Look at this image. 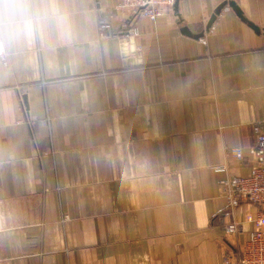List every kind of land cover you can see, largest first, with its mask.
I'll return each mask as SVG.
<instances>
[{"label": "crops", "instance_id": "obj_1", "mask_svg": "<svg viewBox=\"0 0 264 264\" xmlns=\"http://www.w3.org/2000/svg\"><path fill=\"white\" fill-rule=\"evenodd\" d=\"M120 2L0 0V264H226L253 228L216 167L252 166L264 0H178L137 51Z\"/></svg>", "mask_w": 264, "mask_h": 264}, {"label": "built area", "instance_id": "obj_2", "mask_svg": "<svg viewBox=\"0 0 264 264\" xmlns=\"http://www.w3.org/2000/svg\"><path fill=\"white\" fill-rule=\"evenodd\" d=\"M178 0H121L115 7V12L125 13L121 20V32L115 33L111 19H101L99 22L100 35H118L126 46L133 39L136 51L140 49L135 40L139 36L135 21L139 17H147L156 20L174 8ZM0 59L5 62L7 49L0 34ZM255 143L249 149V155H245L243 148H231V154L240 161L251 163V169L244 176L232 175L226 165H219L216 171L225 173L220 180L222 192L226 199V205L219 211L224 217H230L225 225L227 234H236L241 229V223L235 219V210L241 204H251L256 207L253 214H249L247 221L253 228L247 233L245 240L239 244L238 250L227 251L226 264H264V121L253 124Z\"/></svg>", "mask_w": 264, "mask_h": 264}, {"label": "water", "instance_id": "obj_3", "mask_svg": "<svg viewBox=\"0 0 264 264\" xmlns=\"http://www.w3.org/2000/svg\"><path fill=\"white\" fill-rule=\"evenodd\" d=\"M233 8H234V10L242 17V12H241V10L239 9V7H237L234 3H231L230 4ZM225 6V3H223L222 5H220V7H219V9H218V11H217V13L219 14L220 12H221V9L223 8ZM215 18V17H214ZM213 22H211V24H212ZM211 26V25H210ZM253 26V28L256 30V31H259V27L258 26H256V25H252ZM131 41L133 42L134 40L133 39H131ZM131 49H132V51H135V44L131 47Z\"/></svg>", "mask_w": 264, "mask_h": 264}]
</instances>
